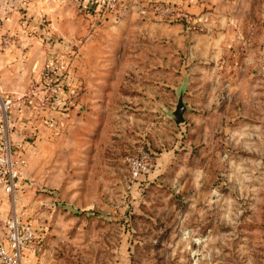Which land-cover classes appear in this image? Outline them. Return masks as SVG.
Listing matches in <instances>:
<instances>
[{
    "label": "rangeland",
    "instance_id": "rangeland-1",
    "mask_svg": "<svg viewBox=\"0 0 264 264\" xmlns=\"http://www.w3.org/2000/svg\"><path fill=\"white\" fill-rule=\"evenodd\" d=\"M134 2L47 0L4 31L22 176L0 224L34 227L23 264H264V0Z\"/></svg>",
    "mask_w": 264,
    "mask_h": 264
},
{
    "label": "built area",
    "instance_id": "built-area-1",
    "mask_svg": "<svg viewBox=\"0 0 264 264\" xmlns=\"http://www.w3.org/2000/svg\"><path fill=\"white\" fill-rule=\"evenodd\" d=\"M36 0H18L25 4ZM10 0H0L1 6H8ZM86 8L94 19L104 21L109 16L121 19L128 13L129 4L124 0H86ZM168 10V7H166ZM12 35L0 31V48L13 43ZM15 98L4 99L0 94V191L15 195L18 182L22 176V152L14 137L15 121L12 106ZM45 104V103H44ZM134 176L148 168V164L128 157ZM1 222V218H0ZM36 232L32 224L22 221L19 215L2 220L0 224V264H23L27 253H35L34 240Z\"/></svg>",
    "mask_w": 264,
    "mask_h": 264
},
{
    "label": "crops",
    "instance_id": "crops-1",
    "mask_svg": "<svg viewBox=\"0 0 264 264\" xmlns=\"http://www.w3.org/2000/svg\"><path fill=\"white\" fill-rule=\"evenodd\" d=\"M134 1H137V0H124L125 3L127 2V4H129L128 13L131 12L132 7L134 6L131 4L133 3L135 4ZM210 1H213V0H192L193 2L192 7H191L192 12H197V10L199 12L201 9H204L206 6H212L211 4L213 2L210 4ZM21 5L23 4H20L18 0H10V4L7 7L4 5L0 7V31L1 32L8 30V29H11L12 32L13 31L16 32L20 26L15 21L16 14L20 15L21 18L23 17L24 19H27V20L28 19L33 20L36 18L37 15L46 11L45 9L48 6V3H47V0L31 1V2L24 4L23 11H19L17 7H20ZM225 5L227 4L225 2H222L220 5H217V8L219 7L225 8ZM108 18L109 20L115 19V17L113 16H109Z\"/></svg>",
    "mask_w": 264,
    "mask_h": 264
},
{
    "label": "water",
    "instance_id": "water-1",
    "mask_svg": "<svg viewBox=\"0 0 264 264\" xmlns=\"http://www.w3.org/2000/svg\"><path fill=\"white\" fill-rule=\"evenodd\" d=\"M183 92V89L180 90L176 107L171 113L172 118L176 124H180L185 121V112L187 111V104L183 99Z\"/></svg>",
    "mask_w": 264,
    "mask_h": 264
},
{
    "label": "trees",
    "instance_id": "trees-1",
    "mask_svg": "<svg viewBox=\"0 0 264 264\" xmlns=\"http://www.w3.org/2000/svg\"><path fill=\"white\" fill-rule=\"evenodd\" d=\"M51 71H57V72H58L59 70H58V69H57V70H55L54 68H53V69L51 68ZM57 72H56V73H57Z\"/></svg>",
    "mask_w": 264,
    "mask_h": 264
}]
</instances>
